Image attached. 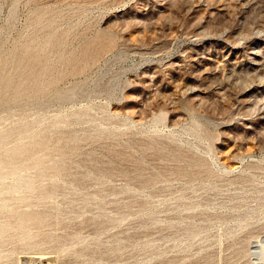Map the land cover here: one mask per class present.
<instances>
[{"label":"rangeland","instance_id":"rangeland-1","mask_svg":"<svg viewBox=\"0 0 264 264\" xmlns=\"http://www.w3.org/2000/svg\"><path fill=\"white\" fill-rule=\"evenodd\" d=\"M10 132L0 264H264V0H0Z\"/></svg>","mask_w":264,"mask_h":264},{"label":"bare ground","instance_id":"bare-ground-1","mask_svg":"<svg viewBox=\"0 0 264 264\" xmlns=\"http://www.w3.org/2000/svg\"><path fill=\"white\" fill-rule=\"evenodd\" d=\"M49 38L52 39L53 42H54V40H57V38L53 34H51L49 36ZM42 62H44V59ZM6 85H7V83H6ZM26 124H27L26 122H23L19 126V128L20 129L25 128ZM10 137H11V132L9 134L3 136V137H0V171L7 169V168L12 169L15 165H20L23 168H27V167L38 168L40 166L39 161L37 159H31L30 156L26 155L27 149L25 146H19V147H16V148L8 150V151L4 150L2 138H10ZM4 180H5V176L0 173V182L3 183ZM22 185L27 189L33 188V185L30 181H27V182L23 183ZM19 189H20L19 185H16L13 187H4V188H1L0 193L6 192V191L15 192V191H18ZM3 199H4V197H3ZM1 206L3 207V205L0 204V209L2 208ZM18 228L20 230H22L24 227L22 225H20ZM251 250H252L251 251L252 255L257 260H260V259L264 260V242H262L261 240L260 241H258V240L254 241L252 246H251ZM49 261H50V258L47 256H45V257H43V256H34L33 257L32 256V257H29L26 260H24V263L26 262L29 264H48Z\"/></svg>","mask_w":264,"mask_h":264}]
</instances>
